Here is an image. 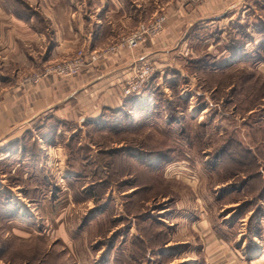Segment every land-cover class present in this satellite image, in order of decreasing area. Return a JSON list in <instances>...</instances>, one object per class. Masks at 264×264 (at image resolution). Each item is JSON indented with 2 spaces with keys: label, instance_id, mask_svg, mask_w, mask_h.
Here are the masks:
<instances>
[{
  "label": "rangeland",
  "instance_id": "1",
  "mask_svg": "<svg viewBox=\"0 0 264 264\" xmlns=\"http://www.w3.org/2000/svg\"><path fill=\"white\" fill-rule=\"evenodd\" d=\"M251 3L244 26L195 28L164 60L145 59L155 68L149 95L127 113L110 112L100 126H36L8 151L0 148V264H107L117 246H131L137 229L171 237L176 226H163L158 213L180 198L191 219L202 202L221 221L244 218L236 231L242 243L264 233V0ZM42 140L59 147L44 154ZM125 147L164 159L162 169L133 153H108ZM142 206L154 219L136 220ZM181 225L176 238L199 240L188 222ZM152 253L150 264L173 262Z\"/></svg>",
  "mask_w": 264,
  "mask_h": 264
},
{
  "label": "crops",
  "instance_id": "2",
  "mask_svg": "<svg viewBox=\"0 0 264 264\" xmlns=\"http://www.w3.org/2000/svg\"><path fill=\"white\" fill-rule=\"evenodd\" d=\"M251 2L201 0L181 6L178 0H0V148L19 143L26 132H36V126L58 122L61 127L67 121H94L100 126L110 112L127 113L135 102L139 105L149 95L146 88L141 96L123 94L135 63L164 60L195 28L224 30V26H234L237 20L242 23L248 19L247 11L253 9ZM159 13L168 17L165 30L136 49L102 58L71 77L49 75L35 85L23 82L25 76L69 58L79 49L90 53L107 47ZM41 143L44 154L52 155V146L59 147L45 140ZM168 178L171 180L173 176L170 174ZM183 201L180 198L167 214L158 213L165 221L160 222L163 226L176 227L166 241L155 243L161 252V257L159 253L155 255L157 259L172 256L171 264H264V233L242 243L244 235L239 236L236 231L244 218L236 223L228 218L221 221L217 211H203L202 202L197 204L202 209L191 219L192 212L180 208ZM197 206L190 210H198ZM186 222L188 231L197 233L198 241L192 242L189 233L184 239L175 237L181 223L186 227ZM260 223L264 230V217ZM137 236L144 245H149L139 229L134 231L133 237ZM132 242L129 248L117 246L110 258L104 255L107 264H127L117 261V253L122 250L129 259L134 248ZM151 255L148 263L153 259Z\"/></svg>",
  "mask_w": 264,
  "mask_h": 264
},
{
  "label": "built area",
  "instance_id": "3",
  "mask_svg": "<svg viewBox=\"0 0 264 264\" xmlns=\"http://www.w3.org/2000/svg\"><path fill=\"white\" fill-rule=\"evenodd\" d=\"M200 0H179L183 5L187 3H195ZM168 17L164 13L157 14L154 18L143 22L137 26L132 32L122 36L119 40L99 50L86 53L84 49H79L76 53L69 57L56 61L45 66L41 71L33 72L23 78V82L27 85H35L42 78L49 75L60 77H70L81 73L84 68L102 58L119 54L123 50H134L149 39L154 38L165 30ZM155 68L148 60L137 62L130 72V76L123 87L125 96L133 95L144 89L145 84L149 82V76L154 72Z\"/></svg>",
  "mask_w": 264,
  "mask_h": 264
},
{
  "label": "trees",
  "instance_id": "4",
  "mask_svg": "<svg viewBox=\"0 0 264 264\" xmlns=\"http://www.w3.org/2000/svg\"><path fill=\"white\" fill-rule=\"evenodd\" d=\"M242 26H244V25H242L239 22H237L234 25L235 28H239V27H242ZM257 33L263 34L262 33V29L259 28L257 30ZM145 88L147 90L149 89L148 86H146ZM11 146L12 145H9V147H11ZM5 149H6V146L3 147V150H5ZM108 153L111 154V156L113 155V157H116V159L118 158V155H121V153H127V154L128 153H131V154L133 153V155L135 154L134 156H135L136 159L139 160V162H143L144 164H146V162H148V163H153V165H157V166H155V168L158 169V171L160 169H162V167H158L159 165H161V163H159V162H161V161L164 160V159H162V160L160 159L158 162H154V160L151 158L150 155H145L144 156V152H141V151H139L138 153H135V152H133V150L131 149V147L130 148L129 147H126V148H121V149L110 150V151H108ZM145 158H147V159H145ZM154 158H156V156H154ZM247 181L245 182V184H247ZM145 188H147V184H146V187ZM146 190H144V192ZM133 191H135V190H133ZM135 194H140V193H138V192H131V193H128L127 197H131L132 198L133 196H135ZM137 200H139V199L137 198ZM144 206H145V204H144ZM144 206L141 207V210H140L141 213L140 214L133 213L134 214V217L136 218V220H137V217H138L139 220L141 218L142 221H147L151 217H153V219H154V217H155L154 214L150 213L146 209L144 210ZM128 211L131 212L132 209L129 208ZM168 235H169V231L163 230V229L160 230V231H158V230L157 231H154L152 233V235H150V236L146 235V238L149 241V245H147V244L144 245V243H142V241L139 238V236L134 237L133 238V242H132L133 243L132 246L134 245V248L131 250L132 251L131 252L132 253V256L129 257V259H128L127 256H126V254H125V252H123L122 250H119L118 253H117V261H122V262H126L127 264H131L132 261L135 262V263H137L138 260L144 259L145 257L149 260V258H148L149 253L151 255V254H156V253H152L154 250H157V252L160 251L159 246H156L155 244H154V246L150 245V242H152L153 238L154 237H157L158 240H160V238H166L167 239ZM166 239H161V240L163 242V241H166ZM150 263H152L151 260L149 261V264Z\"/></svg>",
  "mask_w": 264,
  "mask_h": 264
}]
</instances>
